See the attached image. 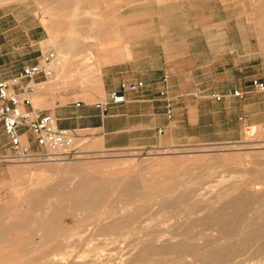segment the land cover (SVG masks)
Returning a JSON list of instances; mask_svg holds the SVG:
<instances>
[{"label": "rangeland", "instance_id": "rangeland-1", "mask_svg": "<svg viewBox=\"0 0 264 264\" xmlns=\"http://www.w3.org/2000/svg\"><path fill=\"white\" fill-rule=\"evenodd\" d=\"M130 1L132 0H0V4L30 3L32 9L37 10L50 26L47 29L44 52L55 50L62 59L65 54L54 45V39H57L55 32L58 38L60 31L65 32L63 34L72 32L75 42L85 43L89 39L87 33L92 24L116 21L119 8ZM13 23L10 20L5 23V27ZM6 49V44L0 45V72L8 71L3 59ZM94 55L92 52L76 54L77 59L72 63L71 73L95 71L98 62L94 60ZM67 56L71 57V54ZM98 80L93 76V83L88 88L96 90L99 87ZM39 83L40 88H36V91L50 87L54 90L53 96L49 97L51 102L54 98L64 100L72 95L64 90L82 89L81 84H67L66 79L59 81L50 77ZM46 99L36 97L33 104L42 109L49 104ZM8 144V138L0 126V264H51L53 257L56 262L59 257H64L63 263L59 264H109L113 261L134 264L135 259V262L138 261L135 264H218L214 257L220 251L234 254V264H264V233L262 236L251 235L252 230L264 224V138L256 126L247 129L240 141H212L149 149L98 150L91 148L84 140L75 138V146L71 152L58 156L56 160L44 157L26 161L9 160L6 158L11 152ZM35 151L42 150L38 148ZM153 174L157 184L162 187L156 192L141 191V195L134 201L121 194L118 186H112L107 196L97 201L99 204H86L79 209H76L70 197L59 195L70 190L83 177L98 180L104 176L118 178L122 184L130 180L141 184ZM198 187L204 195L195 199L190 192ZM49 188L52 189L51 194L38 199L37 194ZM29 191L35 194L30 197L33 200L31 211L26 195ZM245 192L246 196L249 195V201L244 206L240 219L233 221L224 215L219 216L218 208H235L231 199L242 196ZM182 194L189 196L186 201L179 202L175 208L157 212L159 201L179 198ZM127 200L132 201L131 206L146 205L145 214L128 223V228H123L127 232L121 242H105L103 237L107 234L96 230L94 219L99 217L108 222L123 216L122 210L118 209ZM193 203L205 207L197 214L215 218L214 221L226 228L225 231L218 230L214 221L211 222L215 229L200 232V226L197 227L195 221L186 218L177 221L168 219L173 212ZM53 207L56 209L54 219L47 220ZM195 216L197 215L194 214ZM41 224L56 229L58 234L54 238L49 237L46 242L40 241ZM190 224L195 230L187 228ZM237 224L240 226L236 227ZM182 226L186 228L182 230ZM228 227H232L233 232ZM184 231H187L185 235ZM54 242L55 249L52 252ZM128 260L133 261L129 263Z\"/></svg>", "mask_w": 264, "mask_h": 264}, {"label": "crops", "instance_id": "crops-1", "mask_svg": "<svg viewBox=\"0 0 264 264\" xmlns=\"http://www.w3.org/2000/svg\"><path fill=\"white\" fill-rule=\"evenodd\" d=\"M10 20L13 25L5 27ZM47 29L30 3L0 4V45H7L3 59L8 69L0 79L40 60ZM88 29L85 43L60 31L59 38L54 33V45L75 60L82 52L95 54L99 87L63 89L72 95L52 102V87L35 89L30 96L32 103L34 96L47 98L42 110L91 148L240 141L252 126L264 138V95L249 89L250 80L264 73V0H132L119 8L116 21ZM129 81L142 84L126 90L125 101L105 111L95 106ZM235 88L249 91L239 97L231 93ZM26 138L33 150L39 148L28 132Z\"/></svg>", "mask_w": 264, "mask_h": 264}, {"label": "bare ground", "instance_id": "bare-ground-1", "mask_svg": "<svg viewBox=\"0 0 264 264\" xmlns=\"http://www.w3.org/2000/svg\"><path fill=\"white\" fill-rule=\"evenodd\" d=\"M59 50V49H58ZM63 54H65V57L62 58V62H61V65L59 67H57L55 69V72L53 73V75L51 76L52 79L54 80H59V81H63V80H67L68 83L67 84H71V85H74V84H81V88H85V87H88L89 85H92L93 83V76H95L96 78H99V71H98V68L96 67V70L93 71L92 73L90 72H85V73H71V66L74 65L72 63H74V61H76L75 59L71 57H68L67 55L70 56V54H68L69 51L67 50H62L61 51ZM67 57V58H66ZM70 59V60H69ZM99 82V80H98ZM41 84L40 83H37L36 84V88H40ZM37 96H34L33 99L35 100ZM57 158V157H56ZM52 160H56L55 158H52ZM86 165V164H84ZM74 176V175H73ZM75 179V177H74ZM71 184V182H70ZM259 185V184H258ZM116 187L118 186L120 188V193L121 194H125L129 197L130 200H133L137 198V196H140L141 195V191H146V190H149V191H157L158 188L162 187L161 185L157 184V180H156V177L155 175L153 174L152 176H150L148 178V181H143L141 184H138L137 182L133 181V180H130L124 184H122L118 178H111V177H104L102 176L100 179L98 180H94L92 178H89V177H83L81 180H79L75 185L72 186V188L68 191H64V192H61L59 195L61 197H64V198H68L70 197L72 200H73V204L76 206V209H79L81 207H83L84 205L86 204H93V203H96L99 199L101 198H104L107 196V192L108 190L111 188V187ZM259 189V188H258ZM235 190V189H234ZM159 191V190H158ZM161 191V190H160ZM238 191V190H237ZM52 192V189L49 188V189H46L40 193L37 194L38 196V199H44L45 197L49 196ZM255 193V192H254ZM34 194V192H27V198H28V208L29 210L31 211L32 210V204H33V200L30 199V197ZM258 194V193H257ZM35 195V194H34ZM55 195V194H54ZM190 195L191 197L193 196L195 199H199L201 196L204 195V192L203 191H200L199 190V187L196 188V189H193L191 190L190 192ZM206 195V194H205ZM236 195V194H235ZM242 195V194H241ZM245 196V197H243ZM253 196V194H252ZM257 196V195H256ZM189 196H187V194H182L179 198H173L171 200H163V201H159L158 204H159V209L157 212L159 211H165L167 208H175V206L179 203V202H183V201H186L188 199ZM260 197V196H259ZM170 199V198H169ZM255 199V198H254ZM257 199H258V196H257ZM126 201L123 203V205H121L119 207L118 210H122V212L124 213L123 216L117 218V219H113V220H110L108 222H105V221H102V219H100L99 217L97 219H94V221L96 222V230L99 232V231H102L101 233L102 234H107V236L103 237V240L106 242H110V243H119L123 240V237L125 236V231L123 230V228H128V223L132 222V221H135L138 219L139 216L145 214L146 210H145V206H131L130 203L132 201ZM147 200V199H146ZM230 200V199H229ZM149 201V200H148ZM228 201V200H227ZM249 201V195L246 196V192L244 195L242 196H234L232 199H231V202H232V205H234L235 208L229 206L228 208L226 207H221V208H218V214L219 216L223 217V215L227 218L229 217L228 219H232L233 221L235 219H240L241 216H242V212H243V208L244 206L248 203ZM230 202V201H229ZM230 202V203H231ZM47 203V202H46ZM98 203V202H97ZM225 203V201H224ZM251 203H255V202H251ZM99 204V203H98ZM257 204V203H255ZM46 205V204H44ZM96 205V204H95ZM47 206V205H46ZM154 206H156L154 204ZM222 206V204H221ZM254 206V205H253ZM252 206V207H253ZM148 207V205H147ZM216 207V206H215ZM218 207V206H217ZM220 207V206H219ZM205 207L203 205H199L198 203H193L191 206L185 208V209H182V210H178L176 212H173L172 214H170L168 216V219H174L175 221H177L178 219L180 218H186V219H190V221H195L194 223H196L195 225H197V227H199L200 229H198V231L200 232H203L204 230L206 231V229H215L213 228V224L212 222L215 220V218L212 219L211 218H208L205 214H197L198 212H200L201 210H203ZM246 208V207H245ZM257 207L255 206V209ZM150 209V208H149ZM96 210V209H95ZM99 210V209H98ZM43 211V209H42ZM55 211L56 209L53 207L51 209V214L47 216V220H53L54 219V216H55ZM114 211V210H112ZM115 212V211H114ZM217 212V211H216ZM257 212V211H256ZM156 213V212H155ZM76 214V213H75ZM194 214L197 215L194 217ZM217 214V213H216ZM150 216V215H149ZM147 216V219L148 217ZM260 216V215H259ZM103 217V216H102ZM210 217V216H209ZM95 218V217H93ZM92 218V219H93ZM217 218V217H216ZM245 218V217H244ZM84 219V217H83ZM145 219V220H147ZM219 219V218H217ZM216 219V220H217ZM141 220V219H140ZM220 220V219H219ZM183 221V220H182ZM188 220H186L187 222ZM212 221V222H211ZM262 221V220H261ZM89 222V221H88ZM168 222V221H167ZM166 222V223H167ZM186 222L184 225H186ZM216 222V221H214ZM239 222V221H238ZM237 222V223H238ZM242 221H240L241 223ZM248 222V221H247ZM180 225L182 224L180 221H179ZM192 223V222H191ZM217 225H218V230L221 231V229L223 230L224 228H222V225L219 224V222L217 221L216 222ZM227 223V222H226ZM89 224V223H88ZM92 224V223H90ZM139 224V223H138ZM141 224V223H140ZM189 224V223H187ZM193 224V223H192ZM251 224V223H250ZM256 224V223H255ZM130 225V224H129ZM162 225H165V224H162ZM176 224H174V227ZM179 225V224H178ZM183 225V224H182ZM212 227H211V226ZM232 225V224H231ZM239 224L236 225V227L238 226ZM166 226V225H165ZM240 226V225H239ZM238 226V227H239ZM252 226V225H251ZM140 227V226H139ZM183 227V226H182ZM236 227H234L236 229ZM181 228V227H180ZM179 228V229H180ZM186 228V226H184L182 228V230ZM188 229H194L193 226L190 224L189 226H187ZM229 228V227H228ZM227 228V229H228ZM40 229L42 231V235H41V238H40V241H45L50 237V238H54L57 234H58V231L54 228H49L48 226H44L43 224L40 225ZM162 229V228H161ZM172 229V228H171ZM174 229V228H173ZM172 229V230H173ZM226 229V228H225ZM224 229V231H225ZM234 229V230H235ZM168 230V229H167ZM195 230V229H194ZM217 230V231H218ZM245 230V229H243ZM40 231V230H39ZM150 231V230H149ZM188 231V230H187ZM187 231H184V235H185V232ZM197 231V232H198ZM229 231H232V227L229 228ZM236 231V230H235ZM251 231V230H250ZM170 232V231H169ZM180 232V231H179ZM197 232H194L193 234L194 235H197ZM233 232V231H232ZM166 233V232H165ZM173 233V232H172ZM171 233V234H172ZM196 233V234H195ZM262 233H264V224H261L259 227L255 228L254 230H252L251 232V235L252 234H261V236L263 235ZM147 234V233H146ZM170 234V235H171ZM192 234V233H191ZM192 234V236H194ZM223 234V233H222ZM225 234V233H224ZM110 235V236H108ZM164 234H162L163 236ZM190 235V234H189ZM226 235V234H225ZM168 236V235H167ZM191 236V235H190ZM250 237V236H248ZM148 238V237H147ZM251 238V237H250ZM150 239V238H149ZM199 239V238H198ZM253 239V238H252ZM100 240V239H99ZM102 240V239H101ZM102 240V241H103ZM147 240V239H146ZM101 242V241H100ZM233 242V241H232ZM147 243V241H146ZM194 244L196 243L195 241L193 242ZM53 247H52V252H54V249H55V242L52 243ZM138 245V244H137ZM226 245V244H225ZM136 246V245H135ZM134 246V247H135ZM183 246V245H182ZM221 246V245H220ZM43 247V246H42ZM143 247V246H142ZM166 247V246H165ZM191 247V246H190ZM144 248V247H143ZM181 248V247H180ZM193 248V247H192ZM243 248V247H242ZM163 249V248H161ZM182 249V248H181ZM202 249V248H201ZM195 250V249H194ZM200 250V249H199ZM218 250V249H216ZM239 250V249H238ZM146 251V249H145ZM161 251V250H160ZM186 251V249H185ZM193 250H187V252H190ZM219 251V250H218ZM243 251V249H242ZM138 252V251H136ZM144 252V251H143ZM172 252V251H171ZM195 252V251H193ZM192 252V253H193ZM240 252V251H239ZM233 253V252H231ZM237 253V252H236ZM95 254V253H94ZM98 254V253H97ZM96 254V255H97ZM139 254V253H138ZM159 254V252H158ZM165 254V253H163ZM49 255V253H48ZM196 255H199V254H196ZM54 256V255H52ZM51 256V257H52ZM83 256V255H82ZM85 256V255H84ZM123 256V255H122ZM137 256V255H136ZM92 257H95V256H92ZM127 257V256H125ZM132 257V256H131ZM135 257V256H134ZM133 257V258H134ZM154 257V256H153ZM182 257V256H181ZM194 257V256H193ZM214 257V256H213ZM58 258V257H57ZM63 258L64 257H59L57 259V262L55 261V258L53 257L54 260H52L51 264H59V263H63ZM66 258V257H65ZM138 258V257H137ZM163 258V257H162ZM215 261L218 263V264H234L233 263V260H234V254H230V253H226L224 251H220L218 252L216 255H215ZM121 259H124V257H121ZM130 259V258H129ZM135 259V258H134ZM139 259V258H138ZM149 259V258H147ZM156 259V257H155ZM213 259V258H211ZM66 260V259H65ZM118 260V259H117ZM136 260V259H135ZM134 260V264L137 263L135 262ZM141 259H139L140 261ZM164 260V259H163ZM161 260V261H163ZM49 261V260H48ZM92 261V260H91ZM133 261V260H132ZM132 261H129L128 262H132ZM145 261V260H143ZM147 261V260H146ZM145 261V262H146ZM151 261V260H150ZM160 261V262H161ZM188 261V260H187ZM195 261V260H194ZM31 262V261H29ZM123 262V261H122ZM141 262V261H140ZM192 262V261H190ZM142 263V262H141ZM178 263V262H177ZM200 263V262H199ZM207 263V262H206ZM210 263V262H209ZM214 263V262H213ZM30 264V263H29ZM45 264V263H44ZM92 264V263H91ZM109 264H119V261H113ZM194 264V263H192ZM202 264V263H200ZM205 264V263H204Z\"/></svg>", "mask_w": 264, "mask_h": 264}, {"label": "built area", "instance_id": "built-area-1", "mask_svg": "<svg viewBox=\"0 0 264 264\" xmlns=\"http://www.w3.org/2000/svg\"><path fill=\"white\" fill-rule=\"evenodd\" d=\"M61 56L55 50L44 52L40 60L34 64H27L21 70L5 79H0V124L8 138L10 154L9 160L26 161L44 157L47 159L63 156L71 152L75 146V136L68 128L60 127L57 118L33 105L30 92L36 89L39 77L43 80L50 78L55 69L61 65ZM142 82H123L119 89L109 92L107 100L95 103V106L105 111L109 104L125 101V91L141 85ZM249 89L264 95V73L250 80ZM246 89L235 88L231 93L242 97ZM221 94H213L217 100ZM78 105L79 102H76ZM166 114L172 116V102L169 98L165 103ZM42 150L35 151L29 145L26 133Z\"/></svg>", "mask_w": 264, "mask_h": 264}]
</instances>
